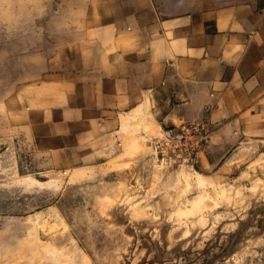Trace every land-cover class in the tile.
I'll list each match as a JSON object with an SVG mask.
<instances>
[{"label": "crops", "instance_id": "obj_1", "mask_svg": "<svg viewBox=\"0 0 264 264\" xmlns=\"http://www.w3.org/2000/svg\"><path fill=\"white\" fill-rule=\"evenodd\" d=\"M68 6L64 42L0 41L5 164L32 150L45 166H112L166 128L206 122L195 167L211 173L264 140V0Z\"/></svg>", "mask_w": 264, "mask_h": 264}, {"label": "rangeland", "instance_id": "obj_2", "mask_svg": "<svg viewBox=\"0 0 264 264\" xmlns=\"http://www.w3.org/2000/svg\"><path fill=\"white\" fill-rule=\"evenodd\" d=\"M68 5L0 0V41L64 42ZM161 136L106 167L0 159V264H264V140L206 173Z\"/></svg>", "mask_w": 264, "mask_h": 264}, {"label": "built area", "instance_id": "obj_3", "mask_svg": "<svg viewBox=\"0 0 264 264\" xmlns=\"http://www.w3.org/2000/svg\"><path fill=\"white\" fill-rule=\"evenodd\" d=\"M209 129L206 122H191L181 127H169L163 130V136L156 140V145L166 146L178 155L185 153L195 164V156L199 148L209 138Z\"/></svg>", "mask_w": 264, "mask_h": 264}, {"label": "bare ground", "instance_id": "obj_4", "mask_svg": "<svg viewBox=\"0 0 264 264\" xmlns=\"http://www.w3.org/2000/svg\"><path fill=\"white\" fill-rule=\"evenodd\" d=\"M161 131V130H160ZM159 131V132H160ZM156 132H158V131H156ZM162 132V131H161ZM133 172V171H132ZM190 175V174H189ZM123 176V175H122ZM184 176H186V174L184 175ZM188 176V175H187ZM127 177V176H126ZM136 177V176H135ZM189 177V176H188ZM191 177V176H190ZM184 178V177H183ZM197 178H198V176H197ZM133 179H134V177H133ZM187 179V178H186ZM188 180V179H187ZM199 180H200V178H199ZM29 181V180H28ZM131 181V180H130ZM36 182V181H35ZM136 182V181H135ZM29 183V182H28ZM32 183V182H31ZM132 183V182H131ZM137 186V185H136ZM136 189V188H135ZM114 190V189H113ZM131 190V189H130ZM136 194V193H135ZM133 196V195H132ZM131 199H133L132 197H131ZM137 203V202H136ZM138 203H139V200H138ZM135 204V203H134ZM137 210V209H136ZM140 210H142V209H140ZM138 211V210H137ZM189 234V233H188ZM32 239V238H31ZM32 241V240H31ZM30 241V242H31ZM191 244V243H190ZM32 252H30V254H31ZM31 256V255H30ZM55 257V256H54ZM56 258V257H55ZM59 258V257H58ZM57 259V258H56ZM58 260V259H57ZM51 262H54L55 264H59V262L57 263L56 262V260L54 259L53 261H51ZM53 263V264H54Z\"/></svg>", "mask_w": 264, "mask_h": 264}]
</instances>
